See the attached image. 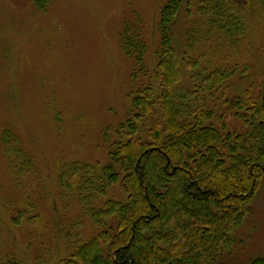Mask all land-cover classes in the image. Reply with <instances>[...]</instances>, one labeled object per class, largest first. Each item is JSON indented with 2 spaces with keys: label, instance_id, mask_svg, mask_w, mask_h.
<instances>
[{
  "label": "rangeland",
  "instance_id": "374dc122",
  "mask_svg": "<svg viewBox=\"0 0 264 264\" xmlns=\"http://www.w3.org/2000/svg\"><path fill=\"white\" fill-rule=\"evenodd\" d=\"M262 1L232 0L231 9L245 28L237 42L214 36L199 43L201 66L237 70L236 76L206 94L205 109L214 118L205 125L224 124V133L248 131L235 103L240 96L250 102L261 92ZM167 2L42 0L39 7L37 0H0V264H58L76 242L96 235L83 211L77 181L70 180L71 190L60 183V176L68 163L101 168L108 163L109 143L131 117L137 89L153 83L159 10ZM186 2L170 28L178 52L195 21L194 14L186 17ZM126 20L142 28L147 44L146 72L137 77L133 62L120 48ZM183 67L182 86L190 88ZM5 130L13 133L15 145L34 168L19 181L5 156ZM108 196L122 198L111 189ZM18 214L20 221L15 222ZM34 217V224L25 222ZM233 239L225 264L264 258V178L251 215Z\"/></svg>",
  "mask_w": 264,
  "mask_h": 264
},
{
  "label": "trees",
  "instance_id": "16d2710c",
  "mask_svg": "<svg viewBox=\"0 0 264 264\" xmlns=\"http://www.w3.org/2000/svg\"><path fill=\"white\" fill-rule=\"evenodd\" d=\"M184 2L168 0L159 10L154 84L137 89L131 117L109 143L108 163L63 168L60 183L72 190L70 180L77 181L96 235L76 242L58 264H225L232 255L234 232L251 215L264 178V81L258 98L246 102L240 96L235 103L246 133L205 125L214 118L205 109L206 94L237 70L201 66L199 43L214 36L237 42L244 22L233 13L232 0H187L186 17L194 14L195 21L178 52L170 28ZM134 25L124 21L120 48L137 77L146 72L147 44ZM182 67L190 88L182 86ZM14 138L3 132L5 156L19 181L34 168ZM109 189L122 198L109 197ZM25 222L32 225L36 218ZM251 264H264V258Z\"/></svg>",
  "mask_w": 264,
  "mask_h": 264
}]
</instances>
